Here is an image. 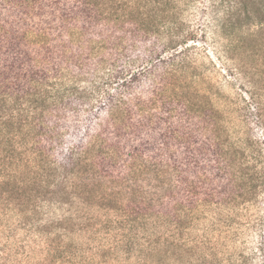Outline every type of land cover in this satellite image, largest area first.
Segmentation results:
<instances>
[{
  "label": "trees",
  "instance_id": "trees-1",
  "mask_svg": "<svg viewBox=\"0 0 264 264\" xmlns=\"http://www.w3.org/2000/svg\"><path fill=\"white\" fill-rule=\"evenodd\" d=\"M195 1L0 0V204L24 219L44 201L114 208L144 196L148 174L164 186L171 171L162 196L232 203L258 194L264 173L248 162L261 152L228 145L218 112L192 85L196 33L183 15ZM212 4L225 39L264 26V0ZM256 108L264 122V105ZM194 173L218 185L194 192Z\"/></svg>",
  "mask_w": 264,
  "mask_h": 264
},
{
  "label": "rangeland",
  "instance_id": "rangeland-1",
  "mask_svg": "<svg viewBox=\"0 0 264 264\" xmlns=\"http://www.w3.org/2000/svg\"><path fill=\"white\" fill-rule=\"evenodd\" d=\"M221 18L212 0H196L184 12L185 25L196 33L189 41L192 85L218 112L228 145H246L248 156L261 152L248 165L263 174L264 122L256 104L264 105V26L253 23L225 39ZM96 75L106 78L102 68ZM194 174V192L218 185ZM144 179L138 181L144 196H123L114 208L79 199L44 201L24 219L0 204V264H264V174L255 180L257 195L232 203L225 196H162L173 184L172 171L164 186L154 172ZM139 202V209L125 206ZM173 212L182 218L175 220Z\"/></svg>",
  "mask_w": 264,
  "mask_h": 264
}]
</instances>
